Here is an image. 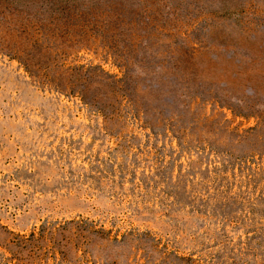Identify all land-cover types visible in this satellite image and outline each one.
I'll return each instance as SVG.
<instances>
[{
    "label": "rangeland",
    "instance_id": "rangeland-1",
    "mask_svg": "<svg viewBox=\"0 0 264 264\" xmlns=\"http://www.w3.org/2000/svg\"><path fill=\"white\" fill-rule=\"evenodd\" d=\"M0 264H264V0H0Z\"/></svg>",
    "mask_w": 264,
    "mask_h": 264
}]
</instances>
